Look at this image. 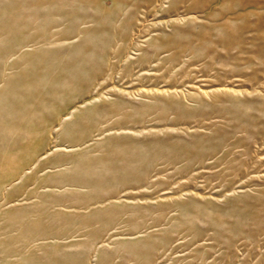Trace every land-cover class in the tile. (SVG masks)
Returning a JSON list of instances; mask_svg holds the SVG:
<instances>
[{
	"label": "rangeland",
	"instance_id": "obj_1",
	"mask_svg": "<svg viewBox=\"0 0 264 264\" xmlns=\"http://www.w3.org/2000/svg\"><path fill=\"white\" fill-rule=\"evenodd\" d=\"M118 1L24 32L85 63L0 130V264H264V0Z\"/></svg>",
	"mask_w": 264,
	"mask_h": 264
},
{
	"label": "bare ground",
	"instance_id": "obj_2",
	"mask_svg": "<svg viewBox=\"0 0 264 264\" xmlns=\"http://www.w3.org/2000/svg\"><path fill=\"white\" fill-rule=\"evenodd\" d=\"M31 1H10L9 4L13 7L10 5L9 10H5L8 14L12 13L11 8L18 9L20 12L31 10L24 12L25 17L28 18L27 22H22L23 17L16 15L17 12L14 14V21L10 18L0 19V82H3V87L0 88L1 131L8 132L17 125L16 120L28 103L35 102L38 107L41 106L45 97L43 87L46 82L62 81L66 84L76 82V74L84 66V51L81 46L78 48L70 45L69 32L57 31L50 34L49 26H56L60 21L74 22L77 17L81 18L82 22L87 18L99 21L105 16L115 14L112 9L114 7H97L92 15L74 14V8L79 2L84 3L83 7H89L98 5L103 0H35L33 3ZM112 1L116 6L121 4L118 0ZM25 4L32 6H24ZM37 20L46 22L48 29H44L43 32L41 30L38 37L25 34L31 21ZM16 50H26V52L15 60H10L6 52ZM24 63L30 67L23 68ZM9 70L13 73L8 72ZM65 89L66 86L63 88L57 86L54 96L59 97ZM68 117L69 115L64 119ZM30 170L29 167L28 171Z\"/></svg>",
	"mask_w": 264,
	"mask_h": 264
}]
</instances>
